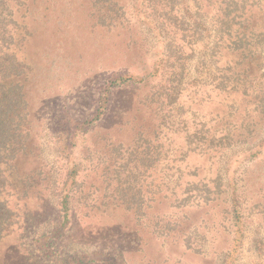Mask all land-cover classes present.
Returning a JSON list of instances; mask_svg holds the SVG:
<instances>
[{
  "label": "rangeland",
  "instance_id": "374dc122",
  "mask_svg": "<svg viewBox=\"0 0 264 264\" xmlns=\"http://www.w3.org/2000/svg\"><path fill=\"white\" fill-rule=\"evenodd\" d=\"M22 2L3 14L28 138L0 264H264V0H114L104 22L92 0Z\"/></svg>",
  "mask_w": 264,
  "mask_h": 264
},
{
  "label": "trees",
  "instance_id": "16d2710c",
  "mask_svg": "<svg viewBox=\"0 0 264 264\" xmlns=\"http://www.w3.org/2000/svg\"><path fill=\"white\" fill-rule=\"evenodd\" d=\"M9 0H0V240L4 237L8 229L13 223V213L8 208L7 201L4 197L6 192V185L8 184V175L6 174V169L14 170V165L11 162L16 160L18 155L26 152L27 150V138L28 132L26 131V121L28 116L27 104L24 100L23 86L20 82H14L11 79L16 78L22 74L24 65L16 57L14 53L8 51V42L11 34L6 36V23L11 22L4 13L7 9V4ZM16 4L22 5V0H14ZM93 7L99 13L100 22L105 20H110L109 16L112 6H115L116 2L114 0H92ZM9 6V5H8ZM236 19V17H235ZM251 19L247 20L244 18L238 19L236 22V27L234 24L231 28L234 29L232 45H227L231 51L237 53V55L242 58L240 61H245L246 55L249 54L252 57L254 54L250 51L251 49V35H255L256 30L254 26H251ZM239 30L241 32H239ZM231 32H229L230 34ZM6 43V44H5ZM10 43V42H9ZM247 43L250 45H247ZM251 58V57H250ZM249 58V59H250ZM247 72L246 67H243L241 74ZM224 79L218 77L217 89L219 91L224 90ZM131 80H136L134 77H120V79L113 80L110 83L111 86H116L117 83H129ZM141 81V80H140ZM237 84V83H235ZM222 89V90H221ZM264 89V87L262 88ZM238 90V89H237ZM246 87H243L241 94L244 95ZM103 105L106 104L107 100L103 98ZM257 106L261 104V109L264 111V91L263 95L256 99ZM264 113V112H263ZM101 115V110L98 111L95 116V120L99 119ZM263 117V114L261 115ZM202 128V127H201ZM203 136V138H202ZM216 132L214 128L208 127L205 130L198 128V139H203L202 146L206 145V150H209L215 142H221L224 139L216 140ZM228 137V135H224ZM200 141H198L199 145ZM213 148V147H212ZM67 195H65L61 200V208L64 215V220L67 215Z\"/></svg>",
  "mask_w": 264,
  "mask_h": 264
}]
</instances>
